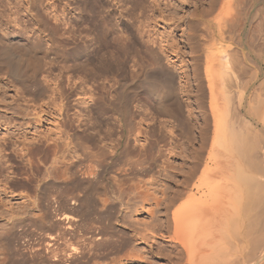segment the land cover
Masks as SVG:
<instances>
[{
  "label": "rangeland",
  "instance_id": "1",
  "mask_svg": "<svg viewBox=\"0 0 264 264\" xmlns=\"http://www.w3.org/2000/svg\"><path fill=\"white\" fill-rule=\"evenodd\" d=\"M86 1L37 0L41 23L29 13L28 0H0L1 35L17 44L43 38L30 55L37 67L32 76L26 62L17 78L0 63V264H47L38 249L49 233L63 231L58 216L64 212L74 216L73 245L102 237L99 246H84L106 255L91 261L130 252L125 264H194L202 262L198 249L205 247L210 252L203 261L210 255L221 263L225 255L217 261L213 241L202 242L209 234H196L197 224L190 252L175 248L170 211L184 200L166 210L169 214L164 206L195 161L200 163L189 188L217 169L221 173L207 180V187L214 191L215 181H227L234 157L240 158L216 145V137L218 130L230 133L234 116L252 121L254 131L261 127L239 108L234 95L241 89L222 75L225 55L234 56L239 48L236 1L102 0L98 7L88 0L92 13ZM246 53L247 74L231 58V69L247 79L239 82L247 87L245 108L264 73ZM253 66L260 70L257 78ZM217 117L226 120L223 129ZM87 151L92 160H84ZM90 161L94 173L85 177ZM104 199L113 204L106 207ZM85 257L74 264H84L88 253ZM208 259L202 264L212 263Z\"/></svg>",
  "mask_w": 264,
  "mask_h": 264
},
{
  "label": "bare ground",
  "instance_id": "2",
  "mask_svg": "<svg viewBox=\"0 0 264 264\" xmlns=\"http://www.w3.org/2000/svg\"><path fill=\"white\" fill-rule=\"evenodd\" d=\"M28 1L30 3V7H28L29 13L32 15H36V16L39 15L37 19H39V21L41 23H43V19L41 20V17H40V15H41L40 11H38L37 6H36L37 0H28ZM95 1H96L95 4L98 7L104 6V4L102 3V0H95ZM235 1H236V17L233 21V25H234V30L236 33L235 34L236 35V43L239 45V48L237 50V48L234 47V49L237 50L238 53L236 54V52L234 50V52H235L234 53L235 55L233 54L234 56L225 55L224 62H222L223 66H221L223 71L221 69L219 71V73L222 74V72H223L222 75H226L227 80H228V77L231 78L233 81L231 79L230 80L233 82V85L236 88L241 89V90L236 91V88H235V90H233V91H236L234 96L237 98L239 108H241V109L244 108L245 116L250 117L252 120H254L257 123V125H259L261 127L255 128V130L256 129L257 130L254 131L251 128V127H253L252 121L248 120L249 122H246L247 119H245V117L243 115L237 114L236 115L237 117H235L233 115L235 118L233 116L232 117L234 119H237V121L234 122L235 120L233 121V118H232V121L228 123V124H231L230 125L231 129L229 128L230 133H228L226 135H222L225 132L221 133L223 130L219 131L217 129L218 130L217 133H219V135H217L218 138L216 137V140H217L216 145L218 144L221 147L224 146L229 151H234L236 153L237 157L240 158V159H238V158L234 157V159H233V156H232V159L235 161L234 162L235 164L232 165V166H234V171L230 167L233 173L228 174L227 181L225 179L226 176L223 177L225 179V181L222 179V176H221V179L223 181L222 183H224V184H221V182H218L215 184V182H216L215 181L216 179H215L214 180L215 182L213 181L214 185H216V189L214 191H211V188L207 187V186H209L207 180H212L215 177V175L218 176L219 175L218 173H221V171L219 169H217V171L214 172L215 175L213 174L209 178H207L208 175L205 174V176L203 177V180L201 179L202 182L200 180H198V182H200V183L199 184L197 183L198 185L196 187H194V188L190 187L189 188V184H191L190 182L194 178V174L196 173V171L198 169V165H199L198 163H200L199 160L195 161L193 166L191 168H189V171L186 172L187 176L185 177V179L180 182V185L178 183V185H177L178 187H177V189H175L174 195L169 198L168 204H166V206H164V208H165V211L166 210L169 211V209L173 205H175L176 203L177 204L180 203L173 211L172 210L170 211V212H172V219L174 222V229H173V232L170 235V237H171L172 242L174 243L175 248H178L180 246V248L190 252V250H191L190 244L196 240V238H195L196 235H195V233H193L192 227H193V225L197 224L196 226H198L197 227L198 229L196 231V234L205 235V233H207V236L209 234L208 238L205 236L204 240L202 242H204L207 239L209 240L210 238L212 239V240L210 239V241H213L210 243V245H211V247L212 246H214V247H212L213 251L211 254L214 256L216 255V258L219 256L217 261H221L224 258L223 257L224 255H225V258L223 261H221V263L226 260V256H227V258L228 257L230 258L231 256L235 255L234 257L236 259H230V261H231L230 262V261H228L229 260V258H228L224 264H226V263H231V264H264V73L262 72L263 77L257 83V85H256L257 87L255 88L254 92L250 96V98L247 102V106L245 108L244 107V98H245L244 90H246L247 87L245 86L244 81L242 84H240L239 82L242 80H247V79H245L246 77L242 79V76H241V78H238V77H240V75L239 74L237 75L236 71L234 72L231 69V67L233 66V65L231 66V64H232L231 58L233 57V59L237 63V64L236 63L235 64L237 66H239V64L241 65V66H239L240 69L242 70L241 73H243V74L248 73V67L246 66L247 64L245 65L243 62L245 60L244 54L246 53L245 52L246 50H247V53L249 52V55H250L249 60L250 61L252 60L253 63H255L257 65V67H259V68L262 65L264 66V0H235ZM88 2L86 3V7H87L86 10L88 12L92 13L93 12L92 7H94L92 5L94 3L92 5H89ZM87 11H85V12H87ZM90 15H93V14H90ZM41 25H43V24H41ZM14 34H13V32H10L11 37ZM0 38L4 40L3 44L0 45V63H3L5 65H9L10 69H11V74L17 78V77L22 76L21 68H22V65H24L23 63L26 62L27 63V67H26L27 72L26 73H27V75L32 76L30 74L37 67L34 65V62H35V61L33 62L34 58H30V55L33 52L37 51V47H41V42H42L43 38L38 35V36L34 37L33 41L32 40L27 41L26 44H17L15 42H13L9 37H6L5 35H1V34H0ZM67 39L68 38H66V40H63L62 42L67 41ZM64 43H66V42H64ZM54 44H56V43H54ZM60 45H61V43H60ZM11 49H13V50L16 49V53L11 52ZM76 51H78V50H75V52ZM75 52L73 51V53H75ZM3 53H9L8 58H2ZM75 55H77V54L75 53ZM239 55L242 57L241 59H240ZM251 55H252V57H251ZM67 58L69 61V57H67ZM67 58H66V60H67ZM242 59H244V60H242ZM211 66L209 67L210 69H212ZM253 67H255V66H253ZM234 68H236V67H234ZM249 69H250V67H249ZM213 70L212 71L210 70L211 74H212V72H214ZM251 70H250V72H251ZM238 72L239 71H237V73ZM252 72H254V70ZM216 73H217V71H216ZM243 74H241V75H243ZM259 75H260V70H258L256 68L255 72H254V78L259 77ZM226 77H225V79H226ZM238 79H239V81H237ZM230 80H229V82L232 83ZM224 87L227 88L228 85H225ZM228 88H230V87H228ZM231 88H233V86ZM233 93H232V95H233ZM228 100H230V99L228 98ZM230 101L232 102V100H230ZM234 103H236V102H234ZM228 105H230V104H228ZM235 106L236 105H234V107ZM226 108H227V106H226ZM232 108H233V106H232ZM215 109H217V108H215ZM229 109H230V107H229ZM237 109L236 110L232 109V110H235V112L238 113ZM238 111L240 113L239 109H238ZM226 112L228 113L227 110H226ZM234 113H231V114H234ZM229 114H227V116ZM239 116H241V117L243 116L245 121L243 122L242 120H240ZM226 117H225V119H226ZM218 119H220V121L218 123L223 122L222 124H224L226 121L225 119H224L225 121L223 119H222L223 120L222 121L221 118H218ZM235 123L238 125V127L235 126L236 125ZM224 126H225V124L223 126H219L220 127L219 129H223L221 127H224ZM244 128L252 131V134L251 135L249 134L250 137H249V135L244 136V134H246L245 132L243 134L242 129H244ZM47 147H51V144H48ZM222 148H220V150ZM223 149H222V151H223ZM233 155H235V154H233ZM88 158H91V160H92V157L90 156L89 151L84 153V160L88 159ZM199 159H201V158H199ZM88 160H90V159H88ZM201 161H202V159H201ZM79 162H80V160L78 162H72L70 164V167L78 165ZM92 162H96V161H94V159H93ZM92 162L88 163V165L86 164V167H85L86 170L83 169L84 172L82 174L85 177H87V176L90 177V175H92L94 173L93 170H94L95 166H94V163L92 164ZM97 164H98V162H97ZM145 166H146V164H145ZM145 166H144V169H146ZM227 167H229V166L227 165ZM136 169L138 170V168H136ZM141 169L142 168L140 166V171H142ZM227 170H229V169H227ZM223 174H221V175H223ZM225 175H227V173H225ZM217 179H220V177L219 178L217 177ZM206 187L209 188L208 189V190H210L209 192L206 191V189H207ZM211 192H213V193H211ZM118 197L119 196L116 194L115 199H118ZM74 198L75 199L73 200V203H75L78 200V198L76 196ZM104 200L105 201H103V202H104V205H106V207L111 205V203H112L111 200L110 201L106 200V199H104ZM182 200H184V201H182ZM179 201H182V202H179ZM191 206H195V207L192 208ZM166 214H169V213L167 212ZM58 218H59L58 223H60V225L62 224L64 227L63 231H61L62 229L60 228L61 229L60 232H58L56 234H50L49 233L47 236V239L45 238L46 239L45 242L44 243L42 242L43 246L39 247V249H38V252L43 255L44 260L46 261L45 263H47V264H74V262L76 260L78 262L79 261L78 259H80L81 257L84 256V258H86L85 256L88 253V257H87L88 259H86L84 261V264H87L90 259H94L95 257L100 258L101 256L104 255L103 252L101 253L99 251L100 250L99 247H98L99 250H97L98 249L97 248V249H95V251H93L91 249H89V251H87V249L85 247V249L87 251L86 252L84 249L85 244L91 246L89 248H92L93 246H96V245L99 246V244H101L100 242L102 241L101 240L102 237L96 238V235H95V237L93 236V238L89 237L87 239H89L90 241H88V243L83 242L84 245L83 246L81 245L82 247L73 245L72 238H75V235H76L75 234L72 237L73 232H71V230L73 229V226L75 224L74 216L70 213L64 212V213L59 214ZM205 219H211L213 221L209 222V225H207V223L204 222ZM99 239H100V242H99ZM75 241H77V240H75ZM197 241L196 242L198 243V245H200L199 239ZM81 242H82V240H81ZM196 242H195V245H197ZM206 243H207V241H206ZM212 243H213V245H212ZM200 247H201V245H200ZM202 247H201V249H202ZM198 250H199V253H200V251L203 252V253L201 252L202 254H200V256H202V258L204 257L203 256L204 254H206L207 252L208 253L210 252V251L206 252L205 247L202 250H200V249H198ZM210 250H212V249H210ZM204 252H206V253H204ZM237 254L240 257L238 256V258H237V256H236ZM130 255L133 256L132 253H130V252L127 254L116 256L114 258H111L110 261H108V262H100L98 260L97 261L96 260L95 261L90 260L91 261L90 264H125L124 261H126V260L129 261ZM104 256H106V255H104ZM221 257H223V258H221ZM202 258L200 260H202L203 263H204V261H206V258L211 259V261H212V263L210 262L211 264H213V263L215 264V262H216V260H212L210 255L209 256L205 255L204 261H203L204 258L203 259ZM130 259H131V257H130ZM210 259H208V260H210ZM189 262H191V260H189ZM202 262H200V263L202 264ZM196 263L200 264L199 259H198V261H196ZM196 263H194V264H196ZM216 263L219 264L220 262H216Z\"/></svg>",
  "mask_w": 264,
  "mask_h": 264
}]
</instances>
